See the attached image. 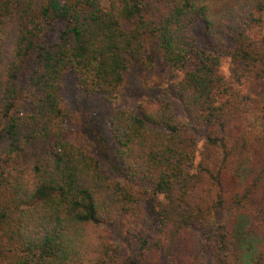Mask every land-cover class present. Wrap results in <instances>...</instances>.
<instances>
[{
	"label": "trees",
	"instance_id": "trees-1",
	"mask_svg": "<svg viewBox=\"0 0 264 264\" xmlns=\"http://www.w3.org/2000/svg\"><path fill=\"white\" fill-rule=\"evenodd\" d=\"M263 11L264 0H0V264H120L110 228L143 199L156 222L138 264H205V251L212 264H264ZM159 52L187 120L159 97L115 108L112 155L101 144L115 179L65 139L63 78L111 103L131 65ZM225 57L241 65L234 77Z\"/></svg>",
	"mask_w": 264,
	"mask_h": 264
},
{
	"label": "rangeland",
	"instance_id": "rangeland-1",
	"mask_svg": "<svg viewBox=\"0 0 264 264\" xmlns=\"http://www.w3.org/2000/svg\"><path fill=\"white\" fill-rule=\"evenodd\" d=\"M264 20V11L261 13ZM196 40L199 48H203L204 28L199 25L196 31ZM230 47V45H229ZM149 51V46H146ZM240 63L235 62L231 57H225L221 61V73L227 77H234L239 70ZM178 78L173 76L165 66L162 54L159 52L156 61L151 67H144L132 64L125 75L124 83L116 99L107 103L100 94L87 95L81 90L74 81L73 75L67 73L63 78L62 97L68 110L69 117L65 126V139L82 146L91 155H94L115 179L120 176L109 166L106 155L101 144L104 143L109 155H112L113 145L110 135V118L115 108L133 107L139 103L146 102L148 99L159 97L167 101L174 115L186 121L187 116L184 112L174 87ZM252 131L260 129V112L252 109L249 114ZM198 139L199 149L204 143V132ZM19 162L22 161L18 160ZM137 218L129 225H115L111 230L114 244L119 250L120 264H138L137 248L138 238L155 234V207L153 202L142 200ZM228 212L217 215L220 221L226 219ZM205 264H212L211 253L205 251ZM159 264H174L169 258L161 257Z\"/></svg>",
	"mask_w": 264,
	"mask_h": 264
}]
</instances>
